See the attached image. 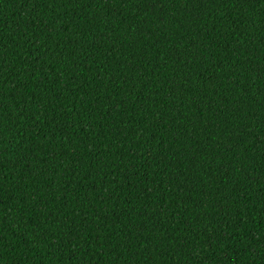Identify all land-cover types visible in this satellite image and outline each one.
<instances>
[{
    "label": "trees",
    "instance_id": "trees-1",
    "mask_svg": "<svg viewBox=\"0 0 264 264\" xmlns=\"http://www.w3.org/2000/svg\"><path fill=\"white\" fill-rule=\"evenodd\" d=\"M0 264H264V0H0Z\"/></svg>",
    "mask_w": 264,
    "mask_h": 264
}]
</instances>
